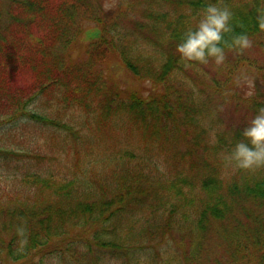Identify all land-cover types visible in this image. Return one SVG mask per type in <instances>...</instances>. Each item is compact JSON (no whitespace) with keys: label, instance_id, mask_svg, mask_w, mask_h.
<instances>
[{"label":"trees","instance_id":"1","mask_svg":"<svg viewBox=\"0 0 264 264\" xmlns=\"http://www.w3.org/2000/svg\"><path fill=\"white\" fill-rule=\"evenodd\" d=\"M118 1L0 0V264H264V167L224 158L264 63L247 95L177 50L211 2L263 47L264 0Z\"/></svg>","mask_w":264,"mask_h":264},{"label":"clouds","instance_id":"2","mask_svg":"<svg viewBox=\"0 0 264 264\" xmlns=\"http://www.w3.org/2000/svg\"><path fill=\"white\" fill-rule=\"evenodd\" d=\"M232 15L227 6L208 3L196 25L187 29L177 45L181 58L189 63L204 64L212 58L220 65L226 59L225 45L239 52L250 47L252 41L246 33L236 34L230 41L225 39V34L232 31ZM261 27H264V19L261 20ZM241 135L245 139L235 142L225 154V160L237 169L253 170L264 167V106L256 110Z\"/></svg>","mask_w":264,"mask_h":264},{"label":"rangeland","instance_id":"3","mask_svg":"<svg viewBox=\"0 0 264 264\" xmlns=\"http://www.w3.org/2000/svg\"><path fill=\"white\" fill-rule=\"evenodd\" d=\"M104 1V8H110L117 5L119 2L118 0H103ZM136 5V4H135ZM139 7V6H138ZM137 8L132 9V17L136 18L138 21L141 20V17L139 13L137 12ZM122 26L128 27V20L124 16V20L122 22ZM251 46L248 47L241 53L240 56L242 58L241 61H237V57L239 55L235 54H229L226 53V59L225 61L217 65L214 60H209L207 64H204L205 68V78L208 82H210V78L214 77L216 78L220 85L219 87H224L226 84H231L236 87H239L240 89H245L246 94H250L252 91V88L255 85L254 76L259 75V71L256 69L258 65H261L264 63V46L261 47L262 43H259L258 40H251ZM257 43V44H256ZM260 45V46H259ZM263 45V44H262ZM225 80L227 82L225 83ZM211 91H213V101H217L218 99H221L222 93L220 90H217L215 85L211 87ZM218 100V101H219ZM219 116L222 115L224 120L235 121L234 119L242 117L244 113V104L239 103L235 105L231 101H221V105L218 110ZM235 117V118H234ZM208 255L215 257L213 251H207Z\"/></svg>","mask_w":264,"mask_h":264}]
</instances>
